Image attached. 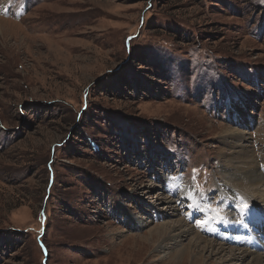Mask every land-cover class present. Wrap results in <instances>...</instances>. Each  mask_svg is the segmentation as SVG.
Returning <instances> with one entry per match:
<instances>
[{"label":"rangeland","instance_id":"rangeland-1","mask_svg":"<svg viewBox=\"0 0 264 264\" xmlns=\"http://www.w3.org/2000/svg\"><path fill=\"white\" fill-rule=\"evenodd\" d=\"M257 167L264 0H0V264H176L196 232L225 247L202 264L263 254L230 238Z\"/></svg>","mask_w":264,"mask_h":264},{"label":"bare ground","instance_id":"bare-ground-1","mask_svg":"<svg viewBox=\"0 0 264 264\" xmlns=\"http://www.w3.org/2000/svg\"><path fill=\"white\" fill-rule=\"evenodd\" d=\"M240 119H241V117L237 118V120H240ZM234 133H236V132H233V131L231 132V131L227 130L225 132V135L226 136L224 135L223 137L228 138V137H231V136L234 137L236 135V137H238L240 139L242 138L239 134H234ZM228 134H231V135H228ZM241 135H243V134H241ZM240 139L239 140H234V141L235 142L241 141ZM235 152H237V151H235ZM241 153H242V155L238 156L235 161L240 162V163L245 162L244 165L247 164V165H250V167H251V164L255 165L254 163H256V162L253 161L254 159L249 160L250 159L249 157L253 156V153H252V150L251 149L244 150ZM250 161H253V162L251 163ZM246 168H248V167H246ZM258 168L259 167L253 168V169H251V171H244V173L247 172L246 173V177L249 179L248 181L251 182L252 184H254V185H259V184L260 185H264V172L263 171H259ZM240 171H242V170H240ZM232 193H233V191H232ZM174 202H175L174 200H171L169 198L168 199L166 198V200H165L166 205H165L164 208H166V210H170V211L173 210L174 212H178V207H177V205H174L175 204ZM256 220H257V218L255 217L254 221H256ZM167 225L169 226V225H171V223H168ZM186 226H187V223L183 219H179L177 221L176 225L171 226V228L173 227L172 228L173 230H171L170 233H168L167 239L173 240L174 241L173 243L175 245L172 246L171 251L169 252V255L170 256H171L172 252L177 248L176 246H178V243L180 241H183L185 237H188L189 235L195 233V230H194L193 227L192 228L191 227L188 228ZM167 229L169 230V228H167ZM164 232H165V230H162V228L160 227L157 230L152 231L150 233V236H151L150 239L152 241H154L155 239H158L162 234H167V232H165V233ZM236 234L237 235H240L237 232H236ZM230 238L232 240L236 241V242L237 241H240L241 243H244L246 246L248 245L246 247L247 249H252L251 248L252 246H250L246 242L247 238L245 236H242L241 239L238 240L237 239V236H234V234H233V236H230ZM202 243H204L205 245H203V246L200 247V245ZM199 248H201V250ZM201 251H209L212 255H214L216 253L219 254L221 252H224L225 251V247L223 245H218V244L214 243L212 240H208V239H205V238L201 237V235L198 232H196L193 235V237L190 240V242L188 244H186L184 247H182L180 250L177 251L178 252L177 253V257L174 256V258H173V260H175L174 263L180 264V262H181V264H186V262H188L190 264H202V262H200V261H203L202 260L203 257L200 255V252ZM230 252H231V256L229 258V261H231L230 262L231 264H242V262H244L250 256L252 257V261L250 260L248 262L249 264H264V253L263 254H256V253H254V252H252L250 250H246V249L240 250L238 253L237 252H233V250L230 251ZM199 255H200V257H199ZM189 256L191 257V259H189Z\"/></svg>","mask_w":264,"mask_h":264},{"label":"snow or ice","instance_id":"snow-or-ice-1","mask_svg":"<svg viewBox=\"0 0 264 264\" xmlns=\"http://www.w3.org/2000/svg\"><path fill=\"white\" fill-rule=\"evenodd\" d=\"M237 207L241 211H246L249 208V205L247 204L246 201H242L239 205H237ZM201 223H203V222H201Z\"/></svg>","mask_w":264,"mask_h":264}]
</instances>
